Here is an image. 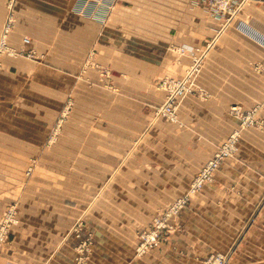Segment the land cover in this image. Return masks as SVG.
Masks as SVG:
<instances>
[{
    "label": "crops",
    "instance_id": "1",
    "mask_svg": "<svg viewBox=\"0 0 264 264\" xmlns=\"http://www.w3.org/2000/svg\"><path fill=\"white\" fill-rule=\"evenodd\" d=\"M27 1L26 11L21 10L25 20L18 21L9 36L11 47L18 49L24 37L33 46L38 37H46V24L51 20V11H56L63 16L64 29L59 35L64 38L66 51L61 52L62 55H81L83 41L85 44L103 43L102 47L106 46L113 53L118 51L114 45L120 43L121 55H144L139 59L128 56L121 66V74L126 77L121 92L127 95L121 105L123 108H143L145 93L154 91L157 80L169 75L180 76L189 64L185 56L148 52L161 53L169 43L192 47L210 40L218 32L221 50L206 56L198 79L209 98L186 97L178 109L177 124L159 123L155 127L154 140L167 138L170 147L158 153L164 159L152 173L154 186L186 187L216 148L238 128V120L229 115V107L236 105L250 110L263 99L264 71L257 73L253 67L259 60L264 64V55L252 53L251 46L248 53L242 54V45L253 44L243 32L245 27L253 28L264 37V0L245 3L225 24L208 17L203 0H103L113 6L111 18L100 33L96 22L73 14V7L66 0L60 4L56 0ZM5 16V3L0 0V34ZM74 68V72H68L66 68L35 66L25 58L4 57L0 72V140L44 139L48 123L42 122L41 131L39 127H31L38 126L39 122L13 115L11 100L21 86H32L40 99L29 97L32 102L28 106L60 107V103L50 105L44 93H48L50 83L57 80L58 94L64 98L66 78L70 81L75 78ZM258 116L264 120V105ZM122 118L123 124L128 122ZM7 123L10 126L4 127ZM35 131L41 135H34ZM25 141L22 144L25 147H6V155H34L33 147ZM56 154L66 155L60 149L41 150V155ZM68 155L78 156L80 152ZM73 161L74 167L79 165L78 160ZM109 166L113 168L114 163L107 168ZM57 167L58 172L66 171L60 162ZM131 168L143 175L142 169ZM73 170L75 179L58 176V194L50 195L49 190L34 193V181L19 182L18 173L24 170L19 172L18 166L11 163L8 167L0 166V216L7 205L16 203L19 219L4 245L0 264H75L76 240L71 235V227L81 217L89 225L85 231L93 238L87 264H198L197 260L210 252L213 240L222 237L225 243L226 236L235 242L233 264H264V128L241 133L236 155L219 167L214 181L206 185L201 194L193 197L184 216L185 230L173 233L166 243L142 259L133 257V249L138 221L146 220V214L132 209L124 212L103 210L102 205L109 206L112 202L97 199L99 181L92 179L82 184L80 167L77 172ZM122 170L130 172L129 165ZM3 172L9 173L8 179L3 180ZM112 180L111 187L105 184L107 194L113 186L122 193L124 188L139 187L138 179ZM41 184L43 189L45 184ZM67 192L81 196L67 199ZM128 195L137 203V191ZM120 204L119 209L123 208ZM221 249H225V245L218 248Z\"/></svg>",
    "mask_w": 264,
    "mask_h": 264
},
{
    "label": "rangeland",
    "instance_id": "2",
    "mask_svg": "<svg viewBox=\"0 0 264 264\" xmlns=\"http://www.w3.org/2000/svg\"><path fill=\"white\" fill-rule=\"evenodd\" d=\"M3 1L6 16L0 34V72L2 59L11 57V59L25 58L35 66L55 69L66 68L68 72H74V67H76V75L71 81L69 77L66 78L64 98L58 94L57 80L51 82L50 91L44 93L48 95L50 105L60 103V107H30L28 104L30 105L32 101L29 99L36 100L39 97H36L37 93L35 94L32 86L20 87L21 90L16 92V97L11 100V105L14 106L11 109L12 114L25 116L26 120L29 121L37 120L39 125L31 127H39V131L42 130V122L44 125L48 123L49 128L46 133L44 132L46 137L42 140L34 139L29 140V142L24 140L30 144L29 147H33L35 152L34 155L28 157L10 156L6 155L4 151L6 147H25L22 145L24 141L14 142L7 138L1 139L0 166L8 167L9 163L18 166L19 172L21 169L24 170L23 173H18L19 182L34 181V193L41 194L49 190L50 195L58 194V176L61 178L65 175L67 180H74L73 169H76L77 172L80 167L81 183H89L92 179L98 180L99 197L97 199L103 202H112V205L109 206L102 205L103 210L124 212L132 209L146 214V220L138 221L140 223L133 257L142 259L154 253L161 244L166 243L173 233H181L185 230L184 216L193 197L201 194L204 187L214 181L219 167L236 155L241 133L247 129L262 130L264 128V120L258 116V112L264 105V93L263 99L250 110H243L236 105L229 107V115L238 120V128L233 130L225 141L216 148L210 159L197 170L186 187H172L167 184L159 188L154 186L156 182L152 173L155 167L160 164L161 159H164L158 153L165 149L169 150L170 144L167 138L154 140L155 127L159 123L177 124V112L186 97L209 98V94L199 86L198 79L206 56L221 50L218 32L210 40L195 44L192 47H179L169 43L162 48L161 53L157 51L148 52L151 55L185 56L188 58L189 64L182 75H169L157 80L154 84V91L145 93L146 104L143 108H123L121 105L127 100V95H123L124 93L121 92L126 83L123 80L126 77L121 74V66L128 59V56L139 59L144 55H121L122 45L120 43L114 45L118 51L113 53L106 46L102 47L103 43L85 44L84 41L81 55H62L61 52L66 51L64 38L59 35V31L64 29L61 25L63 16L61 12L56 11H51V20L45 28V31L48 32L46 37L43 35L38 37L34 46L29 43L27 37H24L21 39V46L16 49L9 44V36L14 31L18 21L25 20V13H22L21 10L26 11L28 1ZM56 1L59 4L63 3V0ZM66 1L73 7V14L88 21L96 22L99 25V33L111 18L112 3H105L103 0ZM114 1L116 2V0ZM203 1L207 7L208 17L225 24L231 21L241 7L251 0H235L229 5V10L223 8L220 0ZM54 17L57 20H54ZM243 32L248 39H252L253 44L242 45V54L248 53L251 46L253 48L252 53L264 55V37L249 27H245ZM253 68L257 73L263 72L264 64L259 60ZM134 96L137 99V94L134 93ZM122 117L125 118V122L126 119L128 122L123 124L121 122ZM6 126L10 125L7 123L4 127ZM34 135H41V133L35 131ZM42 149L55 151L60 149L66 155L45 156L41 155ZM74 151L80 152V155H68L73 154ZM73 160H78L76 163L79 165L74 167ZM59 162L63 169L65 168V172H58L57 165ZM211 162L216 163V167L208 170V165ZM112 163H114V167L109 166L107 168V165ZM128 165L130 172L122 170V167ZM131 167L142 169L143 175L137 174L134 170L136 168ZM207 170V175L204 176ZM2 175L3 180L8 179L9 173L3 172ZM167 176L169 177L168 174ZM111 179L119 181L131 179L137 181L138 179L139 187L124 188L122 193L121 189L113 186V188H109L110 192L107 194L106 185L111 187L114 183L110 182ZM42 182L45 184L43 189ZM77 188L79 191V186ZM66 190L68 191V189ZM69 190L72 191L73 189L69 188ZM135 191L138 192L137 203L128 198V194H133ZM74 195L81 196L79 193L67 192L66 198L73 199ZM119 203H121L120 207L123 208L119 209ZM18 224L16 203L7 205L0 216V256L9 235ZM87 227L89 225L82 217L75 220L71 227V235L76 240L75 264H87L88 261L93 238L85 231ZM224 239L225 243L222 237L221 239L216 237L210 245L208 255L197 260V263L233 264L231 257L235 242L231 241L230 236H226ZM223 245H225V249L218 250Z\"/></svg>",
    "mask_w": 264,
    "mask_h": 264
},
{
    "label": "built area",
    "instance_id": "3",
    "mask_svg": "<svg viewBox=\"0 0 264 264\" xmlns=\"http://www.w3.org/2000/svg\"><path fill=\"white\" fill-rule=\"evenodd\" d=\"M221 1V5L223 6V8H225V9H230L229 8V5L231 4V2H235V0H227V1H223V0H220ZM219 1V2H220ZM221 153V152H220ZM216 167V163H214V162H211L209 165H208V170H212V169H214ZM208 170L206 171V173H205V175L204 176H206L207 175V172H208Z\"/></svg>",
    "mask_w": 264,
    "mask_h": 264
}]
</instances>
